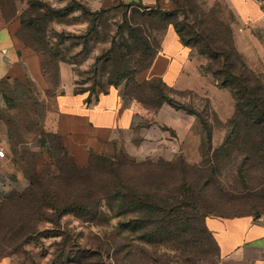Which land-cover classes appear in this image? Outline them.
<instances>
[{
  "label": "trees",
  "instance_id": "trees-1",
  "mask_svg": "<svg viewBox=\"0 0 264 264\" xmlns=\"http://www.w3.org/2000/svg\"><path fill=\"white\" fill-rule=\"evenodd\" d=\"M24 1L27 7L20 8L19 3ZM173 1L175 6L169 9L140 6L134 10L132 17L124 13L123 20L115 24L116 31L110 36L111 39H104L110 46L95 57L91 68L81 72L78 68L80 62L75 58L88 52L89 36L100 33L99 29L103 26L100 20L108 12L107 9L93 11L74 0L75 5L65 8V11L79 7L83 16L90 21V26L83 34L57 31V42L51 46L50 39H47L44 30L42 32L38 22H54L60 9L45 0H0V30L19 20L16 36L38 54L42 73L51 87H60V64L69 63L78 75L74 92H88V103L98 89L105 92L108 86L124 85L126 96L153 113H158L164 104H168L176 110L195 115L203 132L201 148L207 146V151L201 152L202 159L198 163L188 162L182 153L173 160H139L123 151L117 156L91 151L88 164L80 166L54 125H44L34 119L27 124L26 120L15 119L9 129L12 144L24 142L27 133L37 127V130L41 128L40 137L46 151L45 154L40 153L43 164L31 160L35 154L30 156L27 171L29 186L26 190L0 195V246L9 238V234L27 239L39 232L38 224L42 221L60 224L61 219L69 214L85 223L103 227L112 218H117L118 221L112 225L113 238L108 237L106 246L101 239L102 242L95 247L62 252L51 263L65 264L66 260L91 264L84 262V259L100 256L102 262L112 264L109 262L112 259L110 251L114 249L128 257L134 241L141 245L139 248L143 251L161 244L177 247L184 244L187 248L196 249L204 245L205 237L213 241L219 250L206 218L210 215L234 217L246 214L232 212L237 201L222 186L220 177L223 162L232 160L237 148L244 159L264 163V86L259 84L260 80H256L258 86L251 84L250 76L259 74L245 62L235 46L232 26L218 19L214 8L211 7L208 12L198 0ZM259 1L264 9V0ZM169 25L174 26L184 44L207 59L200 66L201 72L212 74L218 80L219 87L228 88L236 100V112L227 123L229 131L217 147L213 145L214 124L209 118V112L215 116L216 112L208 97L203 99L207 112L204 115L192 104H186L173 95H197L193 90H178L169 86L162 77L138 78L142 71L152 65L161 49V41L150 30L163 29L164 32ZM28 36L32 40H28ZM67 43L81 45V50L74 55L67 53ZM237 63L240 64L238 71ZM100 67L105 69L100 72ZM83 74H92V86H83L87 81L85 79H91H81L79 76ZM104 77L106 83L101 81ZM11 78L6 76L0 79V89L4 87L0 92L8 90ZM25 81L15 76V82L21 88L18 93L22 94L14 98L15 105L23 108L25 100L39 105L40 100L34 97L32 89L33 80L26 78ZM48 94L52 96L56 92L48 88ZM2 108L0 104V110ZM238 169L242 175L243 169ZM48 212L55 213L56 218L45 216ZM56 233L64 235L61 230ZM152 255L150 258L154 259ZM217 256L220 259V251ZM154 261H157L156 258ZM115 263L120 264L119 261Z\"/></svg>",
  "mask_w": 264,
  "mask_h": 264
},
{
  "label": "rangeland",
  "instance_id": "rangeland-1",
  "mask_svg": "<svg viewBox=\"0 0 264 264\" xmlns=\"http://www.w3.org/2000/svg\"><path fill=\"white\" fill-rule=\"evenodd\" d=\"M77 1L87 5L93 11L100 9L108 10L106 15L100 20V23L103 24L102 28L99 29L100 33H92L91 36H89L90 43L88 52L79 56L77 55L78 57L75 58L76 61L80 62L78 68H80L81 72L91 68L95 56L101 54L110 46V43L104 41V39H111L110 36L116 31L115 24L123 20L124 13L129 17H132L134 10L140 8V6H154L163 9H169L175 6L173 0H156L154 3L144 0H113L110 4L98 9H93L84 0ZM198 1L208 12L211 7L214 8L216 17L232 26L234 15L222 0L213 5L208 4L207 0ZM46 2L61 10L54 19V22H38L39 26H41L42 32L44 30L47 39H50L51 46H55L54 44L57 42V31L63 30L76 34H83L88 30L90 21L83 16V12L79 7L74 6L72 10H69L68 12L65 11V8L73 6L74 0H54L53 2ZM230 3L236 7L238 13H241L242 10L247 13V15H245L248 16L247 18L249 19L250 24H254L258 29L264 28V17L259 16V8L255 0H232ZM25 6L27 7L25 1L19 3L20 8H25ZM27 16L28 15L26 14V17ZM6 32L8 33V31L3 30V37L1 38L6 37V35L4 36ZM150 32L161 41L163 29H152ZM27 39L32 40L30 36H28ZM3 44L4 43H1L0 47H2ZM67 44V47H69L67 53L72 52L74 55L78 50V46L75 45V43ZM64 49H66V47H64ZM17 54V52L13 54V52L10 51V61H6L3 58V55H0V79L8 72H14L17 70L18 66H15L14 69L10 67L11 63L17 61L19 56ZM196 57L201 58L202 60L204 59V61L207 62V59L204 57L198 55H196ZM236 66L238 71L240 64L237 63ZM30 67L33 72V67ZM103 69L105 68L100 67V72H102ZM64 70L67 71V75L65 74V71H63V83L69 87L71 84L70 67H67V69ZM27 72L26 78L32 79ZM255 72L259 74V76H250L251 84L258 86L256 80H260L259 84L264 86V68ZM206 75L209 76L207 82L202 81L198 76L193 74L190 77H182L177 82L178 88H191L199 93L194 91L197 95L188 93L173 94L174 97L186 104H192L204 115H207V112L205 110L206 102L203 99L205 97H210L212 101L211 106L213 105L212 108H214L216 112L220 113L223 117L231 116L234 113L236 103L231 91L228 88H220L215 85V82L218 84L219 82L212 74L208 73ZM91 76L92 74H83L79 76L81 79L91 78L85 79L87 81L83 86L93 85V79ZM20 80L26 82V79ZM101 81L102 83H106V78H101ZM9 84L10 85L7 86V92H0V104L4 107L0 110V146H4L6 151L4 157L0 156V195L3 196L10 195L14 192L21 193L27 189L29 186V175L27 174L29 169L28 160L30 159V156L35 154V158H31V160L43 164L40 153L45 154L46 151V148L42 145L43 139L40 137L41 128L37 130V127H34L33 130L27 133V139L24 142H21L18 145H13L9 138V129L13 126V121L21 118L26 120L28 124V122L34 119L44 123V125H52L54 120L57 119V114L53 109L54 107L49 102V97L51 95L48 94V88H51V91L56 92V94L60 92V87L55 89L54 87H51V84L49 83L48 87L45 89L42 85L33 80L32 89L34 91V97H37L40 100V104L34 105L31 100H25L24 107L20 108L15 105L16 101L14 100L16 96L22 95L18 93L21 91V88L19 87L20 85L15 82V77L11 78ZM1 89L4 90V87ZM100 91V89L97 90V92ZM170 110L175 114L177 113L173 109ZM218 113H216L215 116L209 112V118L214 124V132L217 135L222 136L224 132L226 133L229 131V125L220 123ZM150 120L151 117L149 121ZM225 127H227V129ZM242 133H244V131L241 132V134ZM214 146H216L215 142ZM188 151V160L194 163L196 160H201V152L205 153L207 151V146H203L202 148L200 146L199 148L196 143L194 144L193 141H190ZM103 154L117 156L118 152L115 150L111 153ZM78 159L81 161L80 155ZM87 164L88 162H86V165ZM238 168L243 169V176L239 174ZM50 170H52V168H50ZM222 171L223 174L220 177L221 184L229 191L230 196L234 197L237 201V203L234 204L236 207L232 212L252 214L254 216L264 215V163H258L254 159H244L243 153L237 148L233 152L232 160H225L223 162ZM242 179H245V181H242ZM45 216L52 219L56 218L55 213L53 212H48V215ZM215 216L217 215H210L209 217ZM117 221V218H112L111 222L106 225V227H103L97 224L85 223L72 214L64 216L61 219L60 224L42 221V223L38 224L39 232L33 234L27 239H24V237L17 234L12 236L9 234V238H7L0 246V264H51L55 257L62 252L68 253L69 251H75L80 247H95L96 244L102 241L106 246L109 241L108 237L111 236V240L113 238L114 233L112 231V225ZM59 230H61L64 235H57L56 232ZM203 240L205 243L201 248H187L184 244H181L180 247L179 245L177 247L172 244H161L149 248V251L141 250V248H139L141 245H137V241H134L132 243V251L129 253L128 257L123 252L118 253L112 249L110 251L112 259L109 262H112V264H114V261H119L120 264H217L219 261L217 256L219 253L217 245L210 239L207 240L205 237ZM118 241L119 239L117 242ZM151 254H154L152 256H154V259L156 258L157 261H154L153 257L150 258ZM64 262H67L65 264H78L66 260H64ZM84 262H90L91 264H105L101 261L100 256L87 257L84 259Z\"/></svg>",
  "mask_w": 264,
  "mask_h": 264
},
{
  "label": "crops",
  "instance_id": "crops-1",
  "mask_svg": "<svg viewBox=\"0 0 264 264\" xmlns=\"http://www.w3.org/2000/svg\"><path fill=\"white\" fill-rule=\"evenodd\" d=\"M46 1L53 2L54 0ZM84 1L93 9H98L112 3L113 0ZM144 1L156 2V0ZM219 1L221 0H207L210 5ZM222 1L234 15L232 28L234 29L236 48L252 70L263 69L264 28L258 29L254 24H250L248 16H246L247 13L243 10L241 12L243 15L238 13L236 7L230 3L232 0ZM255 1L258 4L259 16L264 17L261 2ZM19 27V20H16L8 27L0 30V44H5L0 47V55H3L6 61L11 60L10 51L13 54L17 52L19 55L17 61L10 65L12 69L18 66L17 70L8 72L4 77L16 76L19 79H26V72L28 71L27 74L46 89L48 82L41 70L40 57L32 48L27 47L17 38L16 32ZM3 30L8 31V33L4 34L6 37L1 38L3 37ZM81 47V45L78 46L77 52L81 50ZM196 55L198 54L192 47L182 42L174 26L169 25L163 32L161 49L152 65L142 71L138 78L144 80L162 77L171 87L178 90H193L199 93L191 88H178L177 84L182 77H190L192 74L204 82L208 81L209 76L202 73L200 69L201 64L206 62ZM29 64L33 67V72ZM67 67H70L69 71H71L69 87L63 83V71L67 75V71L64 70ZM60 75V92L49 97V102L57 114V119L52 125L63 137L68 151L76 158L78 165H86L91 151L103 154L115 150L118 153L123 151L130 157L139 160L146 158L173 160L182 153L190 162L188 160L189 142L193 141L200 148L203 132L195 115L176 110L168 104H164L158 113H153L135 99L126 96L124 85L119 87L108 86L105 92H97L92 97V101L88 103V92L79 94L74 92L77 74L73 65L62 62ZM215 85L219 87L217 82ZM170 109L177 113L175 114ZM212 109L216 112L214 108ZM235 112L236 103L234 113L231 116L223 117L220 113H216H218L220 123L226 125ZM150 117L151 120L149 121ZM225 128L227 129V127ZM226 133L224 132L222 136H219L213 130V145L214 142L216 143L214 147L222 143ZM79 155L81 161L78 159ZM200 161L196 160L194 163ZM206 224L219 246L220 259L217 264H264V215L215 216L207 218Z\"/></svg>",
  "mask_w": 264,
  "mask_h": 264
},
{
  "label": "built area",
  "instance_id": "built-area-1",
  "mask_svg": "<svg viewBox=\"0 0 264 264\" xmlns=\"http://www.w3.org/2000/svg\"><path fill=\"white\" fill-rule=\"evenodd\" d=\"M5 148L4 146H0V156L4 157L5 156Z\"/></svg>",
  "mask_w": 264,
  "mask_h": 264
}]
</instances>
